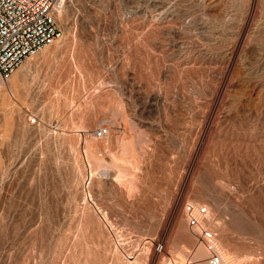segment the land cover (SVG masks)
<instances>
[{
    "label": "rangeland",
    "instance_id": "rangeland-1",
    "mask_svg": "<svg viewBox=\"0 0 264 264\" xmlns=\"http://www.w3.org/2000/svg\"><path fill=\"white\" fill-rule=\"evenodd\" d=\"M61 2L0 81V264H209L187 200L264 264V0Z\"/></svg>",
    "mask_w": 264,
    "mask_h": 264
},
{
    "label": "built area",
    "instance_id": "built-area-1",
    "mask_svg": "<svg viewBox=\"0 0 264 264\" xmlns=\"http://www.w3.org/2000/svg\"><path fill=\"white\" fill-rule=\"evenodd\" d=\"M61 0H0V81H8L24 61L61 36L57 13ZM109 126L92 133L105 138ZM184 213L191 230L201 239L209 264H230L219 243L218 232L207 225L210 210L196 201L184 202Z\"/></svg>",
    "mask_w": 264,
    "mask_h": 264
},
{
    "label": "bare ground",
    "instance_id": "bare-ground-1",
    "mask_svg": "<svg viewBox=\"0 0 264 264\" xmlns=\"http://www.w3.org/2000/svg\"><path fill=\"white\" fill-rule=\"evenodd\" d=\"M3 83L0 84V88L3 87L2 86ZM4 85V84H3ZM91 146H92V143H89V148H90V151H91ZM92 152V151H91ZM99 161V160H98ZM227 256V255H226ZM198 258V257H197ZM228 259H230V257L227 256ZM203 259V258H202ZM231 260V259H230Z\"/></svg>",
    "mask_w": 264,
    "mask_h": 264
},
{
    "label": "crops",
    "instance_id": "crops-1",
    "mask_svg": "<svg viewBox=\"0 0 264 264\" xmlns=\"http://www.w3.org/2000/svg\"><path fill=\"white\" fill-rule=\"evenodd\" d=\"M16 71H17V70H16ZM16 71H15V72H16ZM15 72H14L13 75L11 76L13 82L15 81V79H16V77H17V75H14ZM11 78H10V79H11Z\"/></svg>",
    "mask_w": 264,
    "mask_h": 264
}]
</instances>
